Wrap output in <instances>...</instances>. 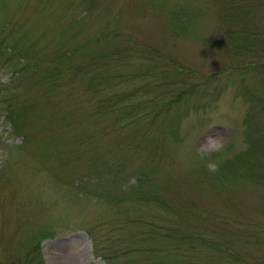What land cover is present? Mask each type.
<instances>
[{"label":"rangeland","instance_id":"obj_1","mask_svg":"<svg viewBox=\"0 0 264 264\" xmlns=\"http://www.w3.org/2000/svg\"><path fill=\"white\" fill-rule=\"evenodd\" d=\"M226 3L0 0V264L264 259V67L224 68L264 41Z\"/></svg>","mask_w":264,"mask_h":264},{"label":"trees","instance_id":"obj_2","mask_svg":"<svg viewBox=\"0 0 264 264\" xmlns=\"http://www.w3.org/2000/svg\"><path fill=\"white\" fill-rule=\"evenodd\" d=\"M219 1V0H218ZM227 3L224 5V13L220 17H225L227 18V23L230 25V28L224 32H222V38L224 39V44L226 42L230 44V49L233 50V52L239 51V48L245 45L249 38L250 41L249 43L244 47V51L246 52H251L252 46H254V39L257 37L256 40L261 41V37L263 38L264 41V17L261 16L259 19V16L264 13V0H226ZM252 17H254L255 22H254V27L252 30L245 31L246 29V23L248 19H250V22L252 20ZM263 22V24H262ZM178 26V24H176ZM176 25H174L175 28H178ZM223 26V23H222ZM251 34V35H250ZM1 35V32H0ZM261 35V36H260ZM243 40L246 42L244 43ZM3 39L0 38V47L2 45ZM258 53H261V57H264V48L260 49L259 51H256ZM73 51L69 54L66 55V58H71V54ZM225 69L229 68V70H233V68H240V69H249L246 68L247 66H252V67H264V59H260L257 62L255 61H250L247 63H244L242 65H233L230 63H226L224 65ZM262 70V69H261ZM59 74V69L58 68H51L47 71L46 76L48 77H56ZM214 75V73L212 74ZM264 75V73H263ZM264 78V76H263ZM264 80V79H262ZM9 101V100H7ZM256 101L262 102V109H264V98H256ZM13 107L11 106V103H8V110L6 111L7 119L9 123H11L14 128L18 127V124H20V121L18 120V117L20 115L16 113L15 110L12 109ZM5 115V116H6ZM264 140V137H263ZM262 144L260 142H255L252 143L250 146V150L253 153H256L257 149L260 148ZM260 157V155H259ZM263 162H264V158ZM261 160V159H260ZM264 165V163H262ZM249 169L251 170V173L253 177L255 178H261L263 177L262 174H258L254 169H253V163L248 162L247 165ZM226 168L225 165H222L221 169L223 170ZM38 244L35 246V250L38 251L37 249ZM228 256L230 260L236 261V264H264V259L263 258H244L240 257H230L236 253H233L230 249H227ZM29 253H27L25 256L27 257ZM38 254V252H37ZM40 264H43L42 261H40Z\"/></svg>","mask_w":264,"mask_h":264},{"label":"clouds","instance_id":"obj_3","mask_svg":"<svg viewBox=\"0 0 264 264\" xmlns=\"http://www.w3.org/2000/svg\"><path fill=\"white\" fill-rule=\"evenodd\" d=\"M200 146L209 154L211 152H219L223 149V137L221 135H208L203 139ZM207 168L210 172L219 171V165L214 162L209 163Z\"/></svg>","mask_w":264,"mask_h":264}]
</instances>
